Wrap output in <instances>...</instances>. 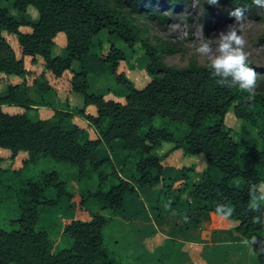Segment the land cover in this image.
<instances>
[{
  "label": "trees",
  "instance_id": "trees-1",
  "mask_svg": "<svg viewBox=\"0 0 264 264\" xmlns=\"http://www.w3.org/2000/svg\"><path fill=\"white\" fill-rule=\"evenodd\" d=\"M198 1L204 9L200 17L203 22L214 6L207 0ZM186 2L14 0L11 7L17 15L0 7V73L21 79L7 84L0 96V148L8 150L11 161L16 160L12 173L18 177L15 184L7 181L11 172L1 167L5 158L0 154V198L10 199L16 211L8 227L0 224V264H123L106 247L105 230L114 216L137 218L148 200L152 208L162 203L177 211L188 203L185 210L189 212H213L221 217L231 207L233 214L226 220L234 233L244 240L252 236L264 239V224L252 221L253 216L264 221V207L256 211L249 207L253 196L264 194V89L258 81L255 100L247 101V93L238 85L228 88L217 84L221 77L212 75L209 63L166 64L163 56L175 48L166 42L150 44L139 22L162 25L168 20L167 13ZM219 5L230 9L249 6L247 13L258 7L252 0H219ZM29 6L36 10V19L26 15ZM162 8L167 13H162ZM103 34L109 41L107 50L100 40ZM6 35L15 37L16 47ZM59 36L64 39L62 56L52 53ZM116 42L129 48L136 43L142 45L147 57L144 71L149 78L143 87L135 86L119 71V63L125 62L127 55ZM74 61L79 64L76 70L71 69ZM248 64L256 72L252 62L248 60ZM36 66L55 79L70 72V91L82 96V106L71 110L66 102L59 106L48 101L46 94L55 92L44 73L31 83L27 81ZM92 71L113 75L121 86V100L107 99L109 92H91L88 74ZM231 81L232 77H227V83ZM5 106L20 109L11 112ZM32 106L36 111L46 107L52 112L44 118L30 119L27 113ZM90 106L94 114L86 111ZM74 116L85 119L95 138L72 121ZM230 117L256 130L260 143L252 146L234 139L227 123ZM155 118L169 122L175 130L185 125L188 132L177 136L174 129L154 125ZM115 141L133 160L131 171L124 176L109 156L99 155L102 148L111 150ZM164 142L172 146L159 156L156 152ZM174 153L179 154L177 157L200 155L203 170L198 172L196 164L179 168L162 163ZM40 158L63 162L73 169L77 190L68 191L67 182L55 169L42 170L36 177L24 176L25 168ZM212 171L219 173V180ZM196 175H200L199 180L191 183ZM87 181L95 184L92 190ZM217 205L221 206L220 213ZM60 208L71 212L65 222L60 220L65 247L55 246L51 237L50 229L58 219L54 223L44 219ZM143 241L146 252L135 257L138 264L153 260L155 264H178L174 256L177 252L185 253L189 264H206L200 247L156 231ZM208 248L215 255L225 252L222 244H210ZM252 248L258 252L259 244ZM143 253L151 254V259Z\"/></svg>",
  "mask_w": 264,
  "mask_h": 264
},
{
  "label": "rangeland",
  "instance_id": "rangeland-1",
  "mask_svg": "<svg viewBox=\"0 0 264 264\" xmlns=\"http://www.w3.org/2000/svg\"><path fill=\"white\" fill-rule=\"evenodd\" d=\"M14 0H0V7H6L10 9V13L17 15V11L13 10L11 5ZM264 2V0H262ZM162 13H167L162 8ZM234 9L228 7L214 6L207 18L202 22L200 17L204 12L202 4L198 0H187L186 4L178 6L173 12L167 13L168 20L158 25L154 21L139 20L142 24L141 28L145 31V37L148 42L152 45L166 42L175 48V51L171 54L163 56L164 62L171 66H184L189 62H196L198 64L210 63V57L201 56L196 52V48L200 43L199 27L202 26L204 41L212 40L213 54L218 43V36L220 32H227L228 25L235 22V17L231 16L230 13ZM258 12L259 16H256ZM19 13V12H18ZM26 15L29 19H36L37 12L33 7H27ZM238 34L241 35L245 40L244 51L248 55V60L252 62V65L256 69L258 75V81L261 88L264 89V8L257 7L255 12L246 13L245 19L236 25ZM6 39L10 44L16 47V39L12 35H6ZM100 40L105 42L103 48L107 50L109 41L105 34L100 36ZM97 42V40H95ZM64 39L62 36L57 38V46L63 47ZM117 46L122 48L126 55L127 60L119 63V71H123L126 76L135 84L137 87H143L149 78L146 76L144 66L147 62L145 51L140 43H136L132 48L126 47L120 42H116ZM18 52V51H17ZM60 54L64 55L65 50L62 49ZM54 55V53H53ZM79 64L77 61L72 63L71 69L76 70ZM31 75L27 77V81L30 83L34 78L39 75L45 74L49 83L53 87L55 94L49 92L46 94L48 101L57 103L59 106H64L62 102H66L71 110L80 108L82 106V96L78 93L71 92L69 86L70 72L64 73L61 78L55 79L51 74L46 72L43 67L36 66V69L30 70ZM89 90L96 93H105L107 99L121 100L122 91H120V85L116 84L113 75L110 74H99L97 72H89L88 74ZM21 79L13 76H6L0 73V92L9 83H19ZM72 93V95H71ZM6 108L8 106H5ZM12 107V106H11ZM15 107V106H14ZM16 111L20 108L15 107ZM45 109V110H44ZM45 114H44V112ZM88 113H95L94 107L90 106L86 109ZM52 110L43 107L39 112L36 110H29V115L32 118H44L49 115ZM229 115H233L229 113ZM44 116V117H43ZM72 121L80 127L88 129L89 136L95 138V133L90 129L85 119L74 116ZM243 120L230 117L227 123L231 126L233 132L232 136L234 139H243L247 145L256 146L260 143L259 136L256 130L252 129L249 125L244 124ZM152 123L156 126H167L174 129V126L169 122H165L161 118H155ZM175 130V129H174ZM145 132V129L141 130V134ZM188 132L187 126H180L175 130L177 136H181ZM172 143L164 142L162 146L157 150L159 156H163L169 151ZM101 153L109 155L112 159L113 164L119 169L122 176L129 173L133 166V160L128 157V151L123 150L118 141H115L111 146V150L106 148L101 149ZM8 151V150H6ZM1 156L6 159L7 162L1 164L4 169H9L6 176L7 181L10 184L18 182V177L12 173V170L17 167L14 166L10 161V153L0 152ZM170 154L166 159L163 160V164H176L178 167L189 166L196 164L198 172L204 168V159L199 155L197 157L179 156V154ZM174 161H177L174 163ZM16 160L13 161L15 164ZM57 170L62 178L67 182L68 191L75 192L77 189L76 184V172L73 169H68L67 165L63 162H57L50 158H40L36 163L29 164L24 170V176L36 177L42 170ZM214 177L219 180L220 175L216 171H212ZM200 175H196L191 178V183L199 180ZM90 190L94 188L93 183L85 182ZM141 197V196H140ZM144 198L145 195H142ZM151 198V192H150ZM149 199V198H148ZM73 202V201H72ZM65 204H67L65 202ZM145 207L141 209V212L136 215L137 218L121 219L119 216H114L112 221L105 230V245L111 253V256L122 262L123 264H138L134 262L135 257L140 252H146L143 248V238L151 231H156L161 234L158 230H169L171 233L178 234L183 239L198 242L202 245L201 256L207 264H264V256L261 258L257 255V251L244 244V239L238 234L232 232L225 227V222L221 216L215 213H204V212H189L186 209L187 204H182L179 210L175 211L168 205L160 203L156 207H151V201L144 202ZM15 208L10 199L0 198V224L3 227H8V221L10 218L15 216ZM71 212L66 210L54 209L49 217H44L54 223L57 219L56 226L51 231V237L55 242V246L65 247L67 245L66 239H61V229L65 222L64 218L69 216ZM73 214V213H72ZM180 214L183 221L181 224H176V215ZM74 216L76 215L73 214ZM72 215V216H73ZM62 216V217H61ZM46 224V223H45ZM177 235V236H178ZM176 239V238H175ZM178 240V239H177ZM179 241V240H178ZM211 243H222L225 248L224 253L212 254L209 251L208 244ZM54 246V248H56ZM259 250V248H258ZM151 253V251L149 252ZM148 259H151V254L143 253ZM264 254V253H263ZM178 264H189V258L185 253H175ZM163 256L161 259H164ZM142 264V263H139ZM146 264H155V260Z\"/></svg>",
  "mask_w": 264,
  "mask_h": 264
},
{
  "label": "clouds",
  "instance_id": "clouds-1",
  "mask_svg": "<svg viewBox=\"0 0 264 264\" xmlns=\"http://www.w3.org/2000/svg\"><path fill=\"white\" fill-rule=\"evenodd\" d=\"M211 6L219 7V0H207ZM252 4L264 8L262 0H252ZM249 6L237 7L230 15L235 17V22L228 25L227 32H220L218 43L213 54L212 40L204 41L202 26L199 27L200 43L196 48V52L201 56L210 57L209 69L213 70L214 77H221L216 83L228 88H234L238 85L239 90L247 93L246 100L254 101L256 98V89L259 87L258 75L248 64V55L244 51L245 40L238 34L236 25L245 19ZM232 77L231 83H227V77ZM249 207L256 211L264 207V194L259 197L253 196L249 201ZM221 206L217 205V213H220ZM234 209L228 207L223 213V219L232 216ZM253 223L264 224L258 216L252 217ZM244 244L250 248L252 245L259 244V250L256 253H264V239H257V236L246 238ZM253 249V248H252Z\"/></svg>",
  "mask_w": 264,
  "mask_h": 264
},
{
  "label": "crops",
  "instance_id": "crops-1",
  "mask_svg": "<svg viewBox=\"0 0 264 264\" xmlns=\"http://www.w3.org/2000/svg\"><path fill=\"white\" fill-rule=\"evenodd\" d=\"M61 50H62V48H61V46L59 47V46H57L56 48H55V46H53V48H52V53H54V55H61L62 56V54H60V52H61ZM71 66H72V64H71ZM78 69V68H77ZM2 85H1V83H0V87H1ZM6 88H7V86L0 92V96L1 95H3L4 93H5V91H6ZM32 91V90H31ZM71 95H72V93H71ZM82 98V97H81ZM82 100V99H81ZM35 107L36 106H32V110H35ZM9 108V111H11V112H14V111H16V109H15V107L14 106H10V107H8ZM41 109H43V107H39L37 110H38V112L41 110ZM45 110V109H44ZM44 110H43V112H44ZM44 114H45V112H44ZM27 115H28V117L30 118V119H37V118H32L30 115H29V112L27 113ZM93 138V137H92ZM114 143V142H113ZM113 143H112V145H113ZM120 144V143H119ZM101 151L102 150H100L99 151V155H101V156H109V155H107V154H103V152L101 153ZM0 152L2 153V152H8V151H6L5 149H1L0 148ZM9 153V152H8ZM11 161V160H10ZM3 163H5V162H7L6 161V159H3V161H2ZM2 162H1V164H2ZM11 163L13 164V165H15L16 166V164H17V162H15V164L13 163V161H11ZM195 212H197V211H195ZM204 213H206V212H204ZM209 213H213V212H209ZM175 219H176V224L177 225H179V224H181V222L183 221V219L181 218V215L180 214H178V215H176V217H175ZM224 220V222H225V227L226 228H228L229 230H231L229 227H228V224H227V220L226 219H223ZM163 236H165V237H171V238H176V239H178V240H180V241H182V242H185V243H187V244H191V245H193V246H195V247H200V254H201V251H202V245L200 244V243H198V242H194V241H190V240H187V239H183L182 237H180L178 234H176V233H174V232H170L169 230H162V229H159L158 230ZM233 232V231H232ZM178 235V236H177ZM211 244H222V243H211ZM209 245V244H208ZM187 256V255H186ZM203 257V256H202ZM187 258H189V257H187ZM204 258V257H203ZM204 262L207 264V262L204 260Z\"/></svg>",
  "mask_w": 264,
  "mask_h": 264
}]
</instances>
